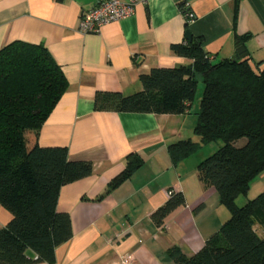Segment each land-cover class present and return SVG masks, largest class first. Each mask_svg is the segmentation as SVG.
<instances>
[{"label":"crops","instance_id":"crops-1","mask_svg":"<svg viewBox=\"0 0 264 264\" xmlns=\"http://www.w3.org/2000/svg\"><path fill=\"white\" fill-rule=\"evenodd\" d=\"M94 2L0 0V49L15 40L43 44L68 82L39 130V145L66 147L69 161L93 165L91 175L59 190L56 209L69 214L72 237L57 246L52 263L30 264H117L129 252L136 264H175L168 248L177 246L190 256L230 217L215 189L198 178L204 146L176 164L169 155L171 143L199 142L193 132L199 110L97 111L94 96L97 91L133 94L141 90L140 72L189 64L170 50L171 44L185 41L187 30L202 40L213 62L235 56L237 38L254 62H264V0H138L131 16L105 25L98 34H82L79 16ZM180 2L194 13L193 22H186ZM131 154L139 155L142 165L107 190ZM169 190L181 192L185 204L159 228L150 215ZM250 190L264 191V172L251 181L247 196ZM246 197H238L239 204ZM10 219L0 205V228ZM254 229L264 235V227L256 224Z\"/></svg>","mask_w":264,"mask_h":264},{"label":"trees","instance_id":"trees-1","mask_svg":"<svg viewBox=\"0 0 264 264\" xmlns=\"http://www.w3.org/2000/svg\"><path fill=\"white\" fill-rule=\"evenodd\" d=\"M182 13L191 10L178 4ZM236 54L213 62L192 37L170 45L189 64L155 67L140 72L141 90L124 95L97 91V111L183 114L194 99L197 80L203 83L192 139L169 144L174 164L200 147L220 141L218 149L197 165L199 180L211 186L230 213L229 219L194 254L177 246L167 253L175 264H264V191L248 199L251 181L264 172V62H254L242 41ZM68 88L60 66L43 44L15 40L0 49V205L11 219L0 228V264L52 263L57 246L72 237L67 212L56 209L61 186L92 174L87 161H69L66 147H42L38 133ZM137 154L107 184L111 190L142 165ZM150 215L161 228L165 218L185 204L172 190ZM241 195L246 200L239 204ZM31 251L35 258L28 254Z\"/></svg>","mask_w":264,"mask_h":264},{"label":"built area","instance_id":"built-area-1","mask_svg":"<svg viewBox=\"0 0 264 264\" xmlns=\"http://www.w3.org/2000/svg\"><path fill=\"white\" fill-rule=\"evenodd\" d=\"M138 0L123 2L122 0H95L94 5L89 9L82 11L77 24V30L82 34H98L102 28L113 22L131 16L135 11V5ZM188 6L187 4H185ZM187 23L195 19L191 10L183 13ZM171 191H168V196ZM115 242L113 239L111 243ZM117 264H136L135 255L131 252L122 254Z\"/></svg>","mask_w":264,"mask_h":264},{"label":"rangeland","instance_id":"rangeland-1","mask_svg":"<svg viewBox=\"0 0 264 264\" xmlns=\"http://www.w3.org/2000/svg\"><path fill=\"white\" fill-rule=\"evenodd\" d=\"M202 94H203V83L199 79V80H197L195 96H194V99L192 101V105L190 106V110H192V112H191L192 114H194V112H193L194 110H199V103H200V100L202 98ZM220 145H221L220 141L210 142L206 146L203 147L202 154L206 155L204 157H207L208 155H211L212 153H214ZM256 195L257 194H253V190H250V193L247 197H248V199H252ZM243 198H244V195L239 196V199H243ZM237 203H239V201H237Z\"/></svg>","mask_w":264,"mask_h":264},{"label":"water","instance_id":"water-1","mask_svg":"<svg viewBox=\"0 0 264 264\" xmlns=\"http://www.w3.org/2000/svg\"><path fill=\"white\" fill-rule=\"evenodd\" d=\"M185 39L190 41L192 39V36L190 34V32L187 30L186 33H185Z\"/></svg>","mask_w":264,"mask_h":264}]
</instances>
